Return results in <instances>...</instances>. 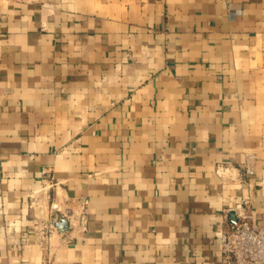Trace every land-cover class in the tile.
Here are the masks:
<instances>
[{
  "label": "crops",
  "instance_id": "0c3cea01",
  "mask_svg": "<svg viewBox=\"0 0 264 264\" xmlns=\"http://www.w3.org/2000/svg\"><path fill=\"white\" fill-rule=\"evenodd\" d=\"M246 199L264 0H0V264H224Z\"/></svg>",
  "mask_w": 264,
  "mask_h": 264
},
{
  "label": "built area",
  "instance_id": "2783aa9c",
  "mask_svg": "<svg viewBox=\"0 0 264 264\" xmlns=\"http://www.w3.org/2000/svg\"><path fill=\"white\" fill-rule=\"evenodd\" d=\"M234 211L236 220L219 232L224 264H264V224L254 220L251 200L246 199ZM40 236L44 241L49 233L43 229Z\"/></svg>",
  "mask_w": 264,
  "mask_h": 264
},
{
  "label": "water",
  "instance_id": "95a60500",
  "mask_svg": "<svg viewBox=\"0 0 264 264\" xmlns=\"http://www.w3.org/2000/svg\"><path fill=\"white\" fill-rule=\"evenodd\" d=\"M67 221H63L61 222L58 227L62 230V231H65L67 229Z\"/></svg>",
  "mask_w": 264,
  "mask_h": 264
}]
</instances>
